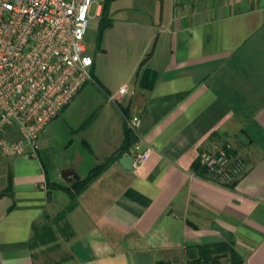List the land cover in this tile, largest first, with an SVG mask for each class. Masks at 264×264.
<instances>
[{"label": "crops", "instance_id": "1", "mask_svg": "<svg viewBox=\"0 0 264 264\" xmlns=\"http://www.w3.org/2000/svg\"><path fill=\"white\" fill-rule=\"evenodd\" d=\"M103 9L95 14L105 34ZM150 11H137L145 24L133 36L139 44L124 83L104 90L92 57V79L40 134L42 143L57 117L79 116L92 100L87 86H98L116 118L106 106L90 115L87 123L107 120L98 125L100 139L83 143L92 159L85 174L73 165L58 174L41 147L37 158L0 154V264H40L46 243L54 257L43 264H174L172 253L226 244L238 259L224 254L215 264H264V0H159ZM85 51L91 55L86 44ZM123 85L127 92L118 95ZM132 116L141 120L135 129ZM92 120L86 130L94 136ZM136 140L151 148L149 157L126 169L118 157L133 155ZM224 142L246 163L229 187L205 177L197 162L202 150ZM66 172L78 178L68 181ZM40 229L48 242H36Z\"/></svg>", "mask_w": 264, "mask_h": 264}, {"label": "built area", "instance_id": "2", "mask_svg": "<svg viewBox=\"0 0 264 264\" xmlns=\"http://www.w3.org/2000/svg\"><path fill=\"white\" fill-rule=\"evenodd\" d=\"M96 0H0V154L37 158L40 134L76 92L91 80L93 59L85 51L89 10ZM127 92L125 85L117 94ZM110 100L116 101L115 96ZM140 118L127 119L132 129ZM135 150L132 167L151 148ZM197 162L210 180L232 186L246 163L229 142L202 150Z\"/></svg>", "mask_w": 264, "mask_h": 264}, {"label": "rangeland", "instance_id": "3", "mask_svg": "<svg viewBox=\"0 0 264 264\" xmlns=\"http://www.w3.org/2000/svg\"><path fill=\"white\" fill-rule=\"evenodd\" d=\"M108 3L106 8V14L103 18L105 34L99 30V16L95 14L99 4ZM159 0H96L94 1L91 13L88 21L86 33L84 35V43L91 53V57L95 59L101 69V75L105 79L103 89H107L112 93L122 83L126 77L127 64L130 63L136 57V51L138 48L139 41L133 37L136 31L140 27H144L145 17L141 16V12L154 9L158 7ZM103 34V42L100 49H98V37L100 33ZM101 34V35H102ZM105 48L103 52L101 49ZM95 52V53H94ZM128 85H132V81ZM92 94L91 102L85 105V108L81 110L82 113L79 116H75L69 113L60 115L57 117L48 127L46 133L42 136V143L39 140V148L45 155L46 161L50 164V167L60 170L64 167L73 165L77 167L81 175L85 174L88 167V162L91 159V152L87 147L84 146L85 140L100 139L101 132L98 129L99 123L107 120L101 117H91V120L96 122V132L93 136L91 130H86L88 119L90 115L94 113V109L97 107L106 106L112 108L111 113L105 112L107 117H112L111 121L116 118V111L113 112V104L106 101L105 93L96 85L93 87L87 86ZM110 111V109H109ZM112 113H114L112 115ZM112 115V116H111ZM84 123L83 125L81 123ZM87 123V124H86ZM99 125V127H98ZM91 133V134H90ZM87 141V142H88ZM85 161V162H81ZM89 165V166H88ZM61 194V193H60ZM64 196L67 202L66 195ZM61 201V198H60ZM43 238H45L42 235ZM38 242V241H36ZM41 243V242H38ZM45 251V256L39 262L40 264L46 261H51L53 255L50 254L49 248L52 247L51 243H46L44 246L41 245ZM230 246L221 247L217 249H209L202 251H188L172 253V258H178V263L174 264H185L187 259L192 256H209L212 263L219 262L218 257L222 253H225ZM40 251V249H39ZM228 259V258H225ZM225 259H222L225 260ZM184 261V263H183Z\"/></svg>", "mask_w": 264, "mask_h": 264}, {"label": "trees", "instance_id": "4", "mask_svg": "<svg viewBox=\"0 0 264 264\" xmlns=\"http://www.w3.org/2000/svg\"><path fill=\"white\" fill-rule=\"evenodd\" d=\"M109 1V0H108ZM108 3H104V9H103V11H102V17L104 18V15L106 14V8H107V5ZM103 18H102V24L104 25V23H103ZM124 151V148L122 147V148H120V149H118V151L117 152H115L114 154H112L110 157H108L107 159H106V161H105V163L104 164H101V165H99L97 168H94L93 170H91V172H90V174L85 178V180L83 181V183L84 184H86L87 183V181H89V180H91V179H93V177L98 173V172H100L103 168H104V166L106 165V164H108L112 159H114V158H117L118 157V155L120 154V153H122ZM197 166H198V164H197ZM197 166L195 167L196 169L195 170H198V168H199V166H198V168H197ZM200 173H203L202 172V170H201V172ZM86 182V183H85ZM55 185V184H54ZM83 185V184H82ZM76 186V185H75ZM76 188V187H75ZM74 188V189H75ZM67 189V188H66ZM78 191H79V189H76V190H74V191H69L70 192V200H71V202H70V206H72L73 204H74V199H75V196H76V194H78ZM48 231L47 230H42V229H40V230H38L37 232H36V241H38V242H48ZM42 235L45 237V238H43L42 237ZM226 246H230V245H228V244H226V245H223V246H220V247H213V246H196V247H192V248H189V249H187L188 251H202V250H209V249H217L218 250V248H221V247H226ZM224 254H226L225 256H226V258H228V259H230V260H236V259H238V257H236L235 256V253H233V249H232V247H230V248H228V250L225 252V253H222L221 254V256H219L218 257V261H220L221 259H222V255H224ZM229 254V255H228ZM202 256H192L190 259H187L186 260V263L185 264H215V263H219V262H215V263H212V260H214V259H210V257L209 256H205V255H203V254H201ZM157 264H172L171 262H164V261H158L157 262Z\"/></svg>", "mask_w": 264, "mask_h": 264}, {"label": "water", "instance_id": "5", "mask_svg": "<svg viewBox=\"0 0 264 264\" xmlns=\"http://www.w3.org/2000/svg\"><path fill=\"white\" fill-rule=\"evenodd\" d=\"M118 162L126 169L132 168V162H133V156L131 153L128 154H122L118 157ZM63 177L66 178L68 181L75 178L77 179L78 176H76L73 172H66L63 174Z\"/></svg>", "mask_w": 264, "mask_h": 264}]
</instances>
